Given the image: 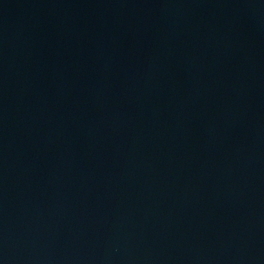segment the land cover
<instances>
[{
  "label": "water",
  "instance_id": "obj_1",
  "mask_svg": "<svg viewBox=\"0 0 264 264\" xmlns=\"http://www.w3.org/2000/svg\"><path fill=\"white\" fill-rule=\"evenodd\" d=\"M0 264H264V0H0Z\"/></svg>",
  "mask_w": 264,
  "mask_h": 264
}]
</instances>
